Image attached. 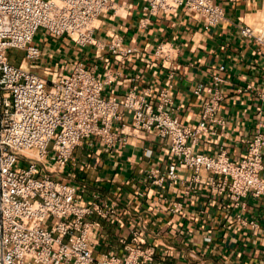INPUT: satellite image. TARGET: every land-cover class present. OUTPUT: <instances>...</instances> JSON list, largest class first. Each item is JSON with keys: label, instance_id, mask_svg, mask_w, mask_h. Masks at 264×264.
<instances>
[{"label": "crops", "instance_id": "obj_1", "mask_svg": "<svg viewBox=\"0 0 264 264\" xmlns=\"http://www.w3.org/2000/svg\"><path fill=\"white\" fill-rule=\"evenodd\" d=\"M113 1L114 7L96 20L94 37L108 43L120 36L137 48L136 53L117 58L97 44L80 46L67 36H50L52 41L42 40L44 53L36 63L22 59L17 64L46 75L68 74L82 62L108 80L106 98H123L134 90L156 105L160 92L169 89L174 114L190 126L198 125L202 113L203 97L195 94V87L208 83L225 64V99L219 111L225 123H211L193 149L206 154L224 149L234 160L242 159L245 137L264 123V102L238 88L261 85L264 50L244 36L240 26L251 25L264 33V0H216L225 13L217 25H208L202 15L184 6L144 14L141 0ZM163 42L173 47L168 59L154 54ZM123 120L128 126L114 148L98 137L87 138L59 171L62 181L76 187L81 204L97 202L115 209L107 217H89L95 221L89 233L94 256L107 252L125 256L137 231L143 248H155L154 259L142 264H264V197L248 195L235 204L207 184H198L187 194L192 172L184 168H179L176 182L154 183L153 173L166 172L174 160L169 139L135 128L131 111ZM119 126L114 125L117 130ZM201 175L208 178L212 173L203 170ZM177 202L182 207L173 210Z\"/></svg>", "mask_w": 264, "mask_h": 264}, {"label": "built area", "instance_id": "obj_2", "mask_svg": "<svg viewBox=\"0 0 264 264\" xmlns=\"http://www.w3.org/2000/svg\"><path fill=\"white\" fill-rule=\"evenodd\" d=\"M141 1L144 14L184 6L202 15L208 25L225 17L216 0ZM112 7L113 0H0V264H142L154 259L155 248H143L137 231L125 256L107 252L95 257L89 237L95 221L89 217H107L115 209L97 202L81 204L76 187L59 178V171L85 139L98 137L114 148L128 126L123 120L126 111L132 112L135 128L169 139L174 160L166 172L153 173L154 183L176 182L179 168H184L192 172L187 194L198 184H207L235 204L248 195L264 197L263 122L245 137L242 159L234 160L224 149L216 154L193 149L211 123H225L219 113L225 99V64L218 66L208 83L195 87V94L203 97L202 113L198 125L190 126L174 114L169 89L160 92L156 105L134 90L123 98H106L108 80L82 62L68 74L44 75L11 60V48L23 51V58L31 63L42 57L44 42L35 39L40 28L80 46L97 44L117 58L136 53L137 48L120 36L108 43L96 41L95 22ZM240 30L264 50L263 32L251 25H241ZM172 52V45L163 42L154 54L168 59ZM238 91L252 92L264 102V80L260 86L249 83ZM203 170L212 175L203 178ZM181 207L177 202L173 210Z\"/></svg>", "mask_w": 264, "mask_h": 264}, {"label": "rangeland", "instance_id": "obj_3", "mask_svg": "<svg viewBox=\"0 0 264 264\" xmlns=\"http://www.w3.org/2000/svg\"><path fill=\"white\" fill-rule=\"evenodd\" d=\"M50 36H52V37H54V38H56L55 36H53V35H49L48 34V31L47 30H45V29H43V28H40L39 29V31L36 33V35H35V39L37 40V41H39V42H41L42 40H46L47 42L49 41V40H51V38L52 37H50ZM53 39V38H52ZM52 41V40H51ZM55 40H53V43H52V45H53V47H56V41L54 42ZM47 47H49V46H47ZM23 55H24V52L23 51H21V50H19V49H17V48H11L10 50H9V56L11 57V60L12 61H15L16 63H19L22 59H24L23 58ZM48 66H50V64L48 65ZM43 68H45V62H44V66H43ZM42 68V69H43Z\"/></svg>", "mask_w": 264, "mask_h": 264}]
</instances>
